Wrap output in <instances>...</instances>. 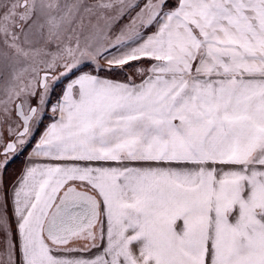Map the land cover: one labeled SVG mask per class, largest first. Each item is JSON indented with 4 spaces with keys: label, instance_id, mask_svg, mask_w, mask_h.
<instances>
[{
    "label": "snow or ice",
    "instance_id": "6c2138e0",
    "mask_svg": "<svg viewBox=\"0 0 264 264\" xmlns=\"http://www.w3.org/2000/svg\"><path fill=\"white\" fill-rule=\"evenodd\" d=\"M0 264H264V0H0Z\"/></svg>",
    "mask_w": 264,
    "mask_h": 264
},
{
    "label": "rangeland",
    "instance_id": "374dc122",
    "mask_svg": "<svg viewBox=\"0 0 264 264\" xmlns=\"http://www.w3.org/2000/svg\"><path fill=\"white\" fill-rule=\"evenodd\" d=\"M12 167L13 168H18L19 167V161H17Z\"/></svg>",
    "mask_w": 264,
    "mask_h": 264
}]
</instances>
